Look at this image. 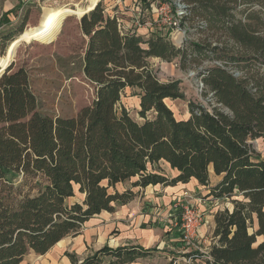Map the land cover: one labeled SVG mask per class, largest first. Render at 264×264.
Listing matches in <instances>:
<instances>
[{"label":"trees","instance_id":"1","mask_svg":"<svg viewBox=\"0 0 264 264\" xmlns=\"http://www.w3.org/2000/svg\"><path fill=\"white\" fill-rule=\"evenodd\" d=\"M183 1L190 25L221 31L233 43L186 38L178 47L159 30L148 38L123 32L98 1L80 20L88 37L82 72L96 88L91 105L70 116L44 113L28 69L11 64L0 75V264H20L31 252L45 254L80 235L96 214L132 201L135 188L192 179L232 209L215 213L208 250L185 255L202 264H264L258 240L264 235V158L251 141L264 137V0ZM153 56L180 58L183 67L221 59L245 72L237 76L223 64L206 68L200 75L215 104L190 102L189 117L180 119L166 101L184 98L180 81L160 80ZM129 87L138 90L143 121L121 102ZM165 164L177 172L168 175ZM211 170L219 177L215 184ZM158 250L106 245L81 263L75 253L67 255L72 264H102L106 257L107 264H127Z\"/></svg>","mask_w":264,"mask_h":264},{"label":"rangeland","instance_id":"2","mask_svg":"<svg viewBox=\"0 0 264 264\" xmlns=\"http://www.w3.org/2000/svg\"><path fill=\"white\" fill-rule=\"evenodd\" d=\"M98 1L107 14L117 12L128 28L138 31L145 38L150 36L147 33V27L141 26L138 29L133 23L138 14V8L145 11L141 20L142 24L145 18L153 17L146 10V0H131V2L130 0H0V68L11 60L8 55L10 41L16 39L31 26H37L43 13L46 15L52 9H56L52 7L60 8L59 6L64 5L68 14L78 13L65 20L61 31L51 43L33 39L31 42L20 41L15 48V57L10 63L13 64L14 69L20 66L28 69L32 87L38 97L40 111L52 115L70 116L77 114L82 107L92 104L96 88L82 72L88 37L80 27V20L85 10L91 9ZM242 8L239 7V9ZM240 16L241 14L238 13V17ZM185 37L190 41L212 43V45L233 43L232 39H228L221 31L201 28L196 30L193 24L190 25ZM169 39L178 47L183 45L171 37ZM149 62L158 72L160 80L180 81L184 98L166 100L175 116L180 119L189 117L190 102L200 103L209 109L215 104L216 100L212 93L206 92L205 85L200 82L202 79L200 73L206 68L215 64H223L227 69L234 71L237 76H242L245 72L234 65H227L224 60L214 58L213 60L201 58L184 67L181 65L180 58L164 60L153 56L149 58ZM137 93L138 90L127 88L121 102L127 107L131 117L137 121H143V118L138 115L140 102ZM251 141L256 153L264 158V137ZM164 167L166 173L171 175L169 166L165 164ZM35 181L36 179L26 182L23 185L25 191H28ZM129 184L128 182L125 185H119V189L122 190ZM188 188L198 199H201L197 203L201 210L199 204L204 200V197L200 196L201 191L191 186ZM164 193L161 188L150 187L147 192L142 191L134 202L126 206H117L115 209L118 210L115 213H102L96 216V221L86 223L77 237L70 235L64 238L45 254L31 252L20 264H72L67 253H75L81 263L88 255L106 245L117 247L142 243L152 248L163 247L162 249L165 250L160 249L161 251L155 255L142 258L135 264H202L201 259L195 260L194 257L191 258L190 255L185 254L196 249L206 251L208 241L212 237V229L207 221L208 207L210 206L209 209L232 208L231 202L217 201L209 206L204 203L206 209L201 210L204 215L203 228L201 227L203 236L195 245L187 246L177 243L181 242L178 228L181 211H170V205L168 209V206L166 207L161 202L158 204L157 197H161ZM80 196L73 197L69 201L79 200ZM169 234L177 241L171 240ZM258 240L259 242L264 241V235ZM109 259L106 257L102 264H107Z\"/></svg>","mask_w":264,"mask_h":264},{"label":"built area","instance_id":"3","mask_svg":"<svg viewBox=\"0 0 264 264\" xmlns=\"http://www.w3.org/2000/svg\"><path fill=\"white\" fill-rule=\"evenodd\" d=\"M146 10L149 11L150 16L153 17L144 19L143 24L141 20L145 14L142 9L137 10V15L133 21L134 25L138 27H147L148 35L153 31L159 30L162 35L171 37L176 42L183 44L186 39L185 35L190 29V24L186 20L189 14L188 5L183 0H146ZM139 7V5H137ZM105 11V8H104ZM105 13H107L105 11ZM108 15L116 17L118 26L123 32H133L131 28L125 24V21L120 17L117 12L109 13ZM156 26V27H155ZM138 32V31H136ZM201 84L203 85L202 79ZM194 195L186 189L183 193L176 195L170 204V211L180 210L179 216V236L185 245H195L201 238V227L204 223V215L197 206ZM197 250V249H196ZM202 251L201 249H199Z\"/></svg>","mask_w":264,"mask_h":264},{"label":"crops","instance_id":"4","mask_svg":"<svg viewBox=\"0 0 264 264\" xmlns=\"http://www.w3.org/2000/svg\"><path fill=\"white\" fill-rule=\"evenodd\" d=\"M130 2H131V0H130ZM168 166V165H167ZM170 168V167H169ZM171 170V174H175L177 171L176 170H174V169H170ZM211 180H212V184H215L216 183V181L219 179V177L218 176H214V173H213V170H211ZM188 186H191V187H195V188H197L199 191H201V195L200 196H203L204 197V200H202V203L201 204H199V206L201 207V210L203 209V210H205L206 209V206H204V203H206L205 205H207V206H209L210 204H214V202H217V201H219V200H213L212 199V197L211 196H207V194L209 193V190H208V188L206 187V186H204V185H200L199 183H198V181L196 180V179H192L190 182H187L186 184H183V183H180V184H177V185H171V186H163L162 184H156V185H149V186H147L146 188H141V189H139V188H136V189H134V192L135 193H137V195H136V197L132 200V201H130V202H128V203H126V205H128V204H130V203H132V202H134L135 200H136V198L139 196V194L140 193H142V191H144L145 190V192H147L148 191V189H150V187H152L153 189H156V188H161L162 190H163V192H165L164 193V195H162L161 197H157L158 199V204L161 202L162 204H164V205H166V207L168 206V205H170L171 204V201L174 199V197L176 196V195H179V194H181V193H183V191H185V189L187 188V189H189L188 188ZM200 193V192H199ZM193 194V193H192ZM194 195V197H195V201L197 202L198 201V198L195 196V194H193ZM126 205H119V206H126ZM117 207V206H116ZM210 207V206H209ZM209 207H208V213H207V221L209 222V224H210V228L212 229V232H213V230H214V228H215V221H214V215H215V213L217 212V210H218V208L216 209V208H210L209 209ZM170 207L168 206V209H169ZM228 208H230V209H232L231 207H228ZM220 209H224V208H220ZM118 209H116L115 211H113V212H108V211H103V212H101V213H99V214H96V216H98V215H101L102 213H109V214H111V213H115L116 211H117ZM96 216L95 217H93V218H91L90 220H88L87 222H85L84 224H88V223H92V221H96ZM202 228H203V226H202ZM165 231V230H164ZM212 232H211V236H212ZM177 236H178V234H177ZM202 229H201V238H202ZM77 237V236H76ZM169 238L172 240H174V241H177L175 238H171V235L169 234ZM164 239L165 240H167L166 238H165V236H164ZM211 239H212V241H211ZM211 239H209V241H208V246H206V250H208V248L211 246V244L213 243V236L211 237ZM77 240V239H76ZM62 241V240H61ZM60 241V242H61ZM178 241H179V238H178ZM59 242V243H60ZM58 243V244H59ZM177 243H182V241L181 242H177ZM183 244V243H182ZM141 246H144V247H146V248H150V246H146L144 243H142V244H140ZM159 248V247H158ZM163 247H160L159 249H161V250H165V249H162ZM161 250H158V251H161ZM158 251L156 252V253H158ZM204 250H202L201 252H203ZM149 257H151V256H149ZM145 258H147V257H145ZM141 259H139L138 261H140ZM138 261H134V262H131V263H127V264H135V263H137Z\"/></svg>","mask_w":264,"mask_h":264},{"label":"bare ground","instance_id":"5","mask_svg":"<svg viewBox=\"0 0 264 264\" xmlns=\"http://www.w3.org/2000/svg\"><path fill=\"white\" fill-rule=\"evenodd\" d=\"M66 15L70 16L72 14L68 15L65 6L52 9V11L47 13L46 15L43 13L39 21V24L37 26H33V27L31 26L23 34L18 36L10 43L8 47V55L11 58V60L9 61V63L15 57V49L13 47L14 45L16 46L20 40L25 42H30L33 39H38V38L44 41L54 40L58 35V33L61 31L62 23H63L62 21H64L63 18L65 19L67 17ZM4 67L0 68V74L2 73Z\"/></svg>","mask_w":264,"mask_h":264},{"label":"water","instance_id":"6","mask_svg":"<svg viewBox=\"0 0 264 264\" xmlns=\"http://www.w3.org/2000/svg\"><path fill=\"white\" fill-rule=\"evenodd\" d=\"M87 13H88V12H87ZM20 41H21V40H20ZM20 41H19V42H20ZM19 42L17 43V45L19 44ZM17 45H16V46H17ZM16 46L14 45V47H13V48L15 49V48H16ZM10 64H11V63H10ZM10 64H8L7 66H5V67H4V69H3L2 73H3V72L6 70V69H7V67H8ZM2 73H1V74H2ZM1 74H0V75H1Z\"/></svg>","mask_w":264,"mask_h":264}]
</instances>
